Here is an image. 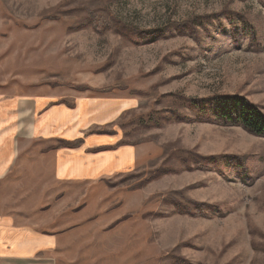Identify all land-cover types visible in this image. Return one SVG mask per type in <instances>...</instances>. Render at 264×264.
Here are the masks:
<instances>
[{
    "label": "rangeland",
    "instance_id": "374dc122",
    "mask_svg": "<svg viewBox=\"0 0 264 264\" xmlns=\"http://www.w3.org/2000/svg\"><path fill=\"white\" fill-rule=\"evenodd\" d=\"M227 13L240 16L235 29ZM44 93L107 99L111 114L84 134L116 129L136 150L127 169L60 185L29 219L60 232L65 259L264 264V138L196 121L188 107L237 95L264 113V0H0V99ZM228 158H244L245 173Z\"/></svg>",
    "mask_w": 264,
    "mask_h": 264
},
{
    "label": "crops",
    "instance_id": "0c3cea01",
    "mask_svg": "<svg viewBox=\"0 0 264 264\" xmlns=\"http://www.w3.org/2000/svg\"><path fill=\"white\" fill-rule=\"evenodd\" d=\"M98 100L70 104L48 93L0 99V264H77L64 258L60 232H47L29 219L44 217L60 185L96 182L102 172L132 163L136 150L120 131L84 134L111 114H102L108 100ZM121 107L123 101L117 103Z\"/></svg>",
    "mask_w": 264,
    "mask_h": 264
},
{
    "label": "trees",
    "instance_id": "16d2710c",
    "mask_svg": "<svg viewBox=\"0 0 264 264\" xmlns=\"http://www.w3.org/2000/svg\"><path fill=\"white\" fill-rule=\"evenodd\" d=\"M231 22V29H235L236 24H233V19L240 17L238 14H225ZM198 18L193 20L188 26L192 27L194 24H199L201 27H204L205 21L208 18ZM247 28L246 34H248L252 38V43H255L256 32L254 28L246 25ZM179 99V98H178ZM188 107L192 109V111L196 114V121L202 123H210L216 125H223L226 127H239L245 130L247 133L255 136L264 138V113L262 110L251 101L242 96H228V95H220L214 96L212 98L207 99H194L188 101ZM171 119L179 122H189L190 119L181 116L176 111H171ZM155 127H160V124L154 123ZM207 159L202 158L201 161H206ZM214 163L218 161L217 158L210 159ZM227 164L235 165L236 170L243 173V167L245 165L244 158H228ZM197 166L200 167V170H204L201 162L197 163ZM165 172L159 170L156 177L161 176ZM245 173V172H244ZM244 175V174H243ZM170 201V200H167ZM176 203L174 200H172ZM171 202V201H170ZM172 203V202H171ZM173 204V203H172ZM176 206V212H180L181 204H173ZM201 210H199V217H210L211 215L205 214L207 206L201 205L199 206ZM205 209V210H204ZM185 213V212H180ZM187 214L190 212H186ZM212 214V213H211ZM213 215V214H212Z\"/></svg>",
    "mask_w": 264,
    "mask_h": 264
}]
</instances>
